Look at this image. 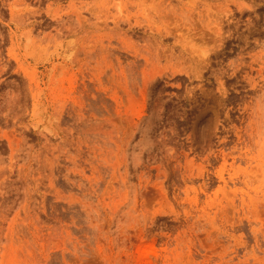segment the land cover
I'll use <instances>...</instances> for the list:
<instances>
[{
  "label": "rangeland",
  "instance_id": "rangeland-1",
  "mask_svg": "<svg viewBox=\"0 0 264 264\" xmlns=\"http://www.w3.org/2000/svg\"><path fill=\"white\" fill-rule=\"evenodd\" d=\"M0 264H264V0H0Z\"/></svg>",
  "mask_w": 264,
  "mask_h": 264
}]
</instances>
